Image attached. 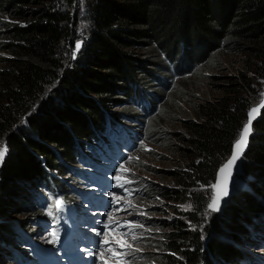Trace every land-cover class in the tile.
I'll list each match as a JSON object with an SVG mask.
<instances>
[{"label": "trees", "instance_id": "trees-1", "mask_svg": "<svg viewBox=\"0 0 264 264\" xmlns=\"http://www.w3.org/2000/svg\"><path fill=\"white\" fill-rule=\"evenodd\" d=\"M77 6V0H0V149H7L0 164L1 241L15 234L7 216L34 207L43 188L62 187L59 176L74 175L89 141L103 139L109 122H134L140 114L133 104L148 95L158 114L143 130L178 161L168 171L175 186L144 195L160 197L177 218L159 225L143 219L158 233L154 250L137 258L233 259L241 237L255 238L263 225L264 110L243 159L241 178L249 182L215 225L224 241L205 240L200 229L209 227L210 186L264 84V0H87L83 18ZM79 19L88 27L72 58ZM221 79L225 84L214 86ZM213 89V99L200 95ZM176 124L182 133L172 131ZM177 138L182 143L174 144ZM185 205L190 212L178 210Z\"/></svg>", "mask_w": 264, "mask_h": 264}, {"label": "rangeland", "instance_id": "rangeland-1", "mask_svg": "<svg viewBox=\"0 0 264 264\" xmlns=\"http://www.w3.org/2000/svg\"><path fill=\"white\" fill-rule=\"evenodd\" d=\"M77 2L79 4V6H77L78 12H81V18H83L87 0H77ZM12 21L14 20L12 19ZM14 23L19 24L18 22ZM87 27V22H85L83 19H79V24L76 29L78 41L75 42V46L77 43H80L81 46L79 50H77L75 47V49L73 50L72 58H74L76 53L81 50L82 39L86 35ZM3 39L5 38L0 37V40ZM0 54L2 53L0 52ZM3 56L8 57L6 53H3ZM230 63V57H226L224 60V64L226 66L225 69H228ZM231 69L232 67H230L228 70ZM224 71L227 73L226 70ZM172 75L174 74L172 73ZM261 82L262 80L260 81V84ZM218 83H221L222 86L225 84V82L221 79L219 82L215 81L214 86H217ZM259 88V97L255 100L252 106L253 108L257 107L264 99V84H262L261 87L259 86ZM214 91L215 89H213L212 91L208 90L205 93H200V95L203 97L211 96L213 99V97L216 95ZM213 94L215 95L213 96ZM145 98L151 100L148 95H145ZM154 103L156 104V102ZM119 110L120 109H116V111ZM140 114H143V112H140ZM157 114V111L154 110V112H152L145 119L141 115L140 117H136V120L149 123ZM126 124L131 126V128L136 133H138L139 138L136 148L132 153L129 154V157L125 161V163L122 164L124 167H119V169H117V175L115 177H118L119 181L129 183V185L127 186L128 191L132 194H125L122 197H118V202H121L122 204L121 206L116 208L115 214L111 215V218H113L114 222L116 223V227L112 230H108V232L101 231V235H99V237L103 239V242L105 240H108V243H106L107 246L98 251L96 255L104 264H151L147 257L145 259L146 261H142V259L137 258V256H146L147 254H150V250H154L155 248L154 245L156 244V239H154V237L155 233H158V229L153 223L159 225V222H170L171 220L176 219L177 216L176 213H173L171 209L172 207H170L171 205H167L165 201L159 199L160 197H157L156 195H150L152 197L147 199V195H143V193L147 192L150 189L153 190L157 186L173 188L175 186V182L169 179L168 171L176 167L178 160L176 156H173L171 153H167L162 148L149 143V140L147 138V135L149 133L143 130V126L140 125V123L126 122ZM176 125L177 126H174L172 128V131L182 133V131L180 130V125ZM179 138L174 139V144L177 145L182 143L179 142ZM92 145L93 143L89 141L88 146ZM179 147L181 146L179 145ZM152 153H157V158H154L153 155H151ZM138 155L140 158H138ZM1 163L2 162H0V164ZM244 165L245 163L243 160V168ZM155 170L157 171L154 173ZM74 172L78 175V177L76 175L70 174H67V176H59V180L63 184V186L59 187V195H55V201L60 200L61 203L67 201L69 205H77L79 208H82L83 199L80 197L79 193L88 191L89 188L87 187L86 182L90 180V177H87L85 172L82 170H74ZM241 176L235 184L234 196L240 194L243 187L246 186V184L249 182V179H245L246 177L241 178ZM62 177L63 179H61ZM73 188H79V191ZM65 191H68V193H66ZM134 193H136V195ZM213 195L214 189H212V191L209 193L210 202ZM260 203L264 206V199L261 200ZM177 207H179V205ZM225 208L221 213L212 212L207 208L208 211L204 216V222H206V226L209 227L206 230L204 227L205 225H203L200 229L201 234H203L205 240L209 241L210 239L212 240L216 237L219 238L217 240H220L222 242L224 241V237H219L217 235L215 231V225L218 224L219 220L222 218V215L226 214ZM190 209L191 208L187 205L178 208V210H180L181 212H190ZM84 212L87 213L86 211ZM43 216H47L44 207L39 206L38 204H34V207L25 209L24 211H21L19 213L18 211L16 212L14 210L9 216L6 217V223H12L14 225L15 234L6 229L5 234H7L8 231L9 239L7 241H1L2 239H0V250L2 251L0 257L4 260V263L2 264H22V261L24 259H27L30 263L38 264L36 263L37 256L35 257L31 251L30 243L37 242L39 244H42V242L49 238L47 231L44 230L42 226L41 221ZM104 218L107 219L109 218V216H105ZM145 218L152 220V226H149V223L142 222V220ZM22 223H26L24 228L20 226L22 225ZM254 226L255 224L252 225V232L254 231ZM190 227L192 230H196L194 226ZM225 233L229 235L232 234L231 231ZM133 236H135L136 239H133ZM226 240L228 242H231L230 239ZM254 240V237H241V241L244 242V244L238 243L236 245V249L238 252L233 257V259L230 258L231 260H226V263H223L217 261L214 258H211V264H248L250 262L257 264L259 260L264 262V249H262L263 247L261 245L257 246V243L254 245L249 244L251 242H254ZM204 242L206 244V241ZM51 248L52 250H55V247L52 246ZM56 256L58 257L57 254ZM202 264H209V262L203 261Z\"/></svg>", "mask_w": 264, "mask_h": 264}, {"label": "snow or ice", "instance_id": "snow-or-ice-1", "mask_svg": "<svg viewBox=\"0 0 264 264\" xmlns=\"http://www.w3.org/2000/svg\"><path fill=\"white\" fill-rule=\"evenodd\" d=\"M80 43L76 44V49L79 50ZM256 112V109H252V111L249 112V120L248 124L244 126V130L241 134L240 140L236 142L235 145V151L232 152L231 156L227 161L219 168V176L216 179V182L212 184L210 187L215 190V194L211 198V202L208 203L207 207L212 212H219L221 210L222 202H226L225 198L229 196L230 194V187L233 183L232 181V175L233 172L236 170L237 167V161L240 159L244 147L246 146V138L250 134V125L252 124L253 119V113ZM7 151L6 147L4 149H0V162L3 161L5 152ZM121 168L124 166L121 164ZM115 179H119L118 177H114ZM118 187H123V185H117ZM61 204L60 200L56 201V205L59 206ZM98 236L101 235L99 231L96 233ZM53 237H55V233H50ZM133 239H136L135 236H133ZM49 243H55L57 242L56 239L49 240ZM104 243H108L107 240L104 241ZM123 246V245H122Z\"/></svg>", "mask_w": 264, "mask_h": 264}, {"label": "water", "instance_id": "water-1", "mask_svg": "<svg viewBox=\"0 0 264 264\" xmlns=\"http://www.w3.org/2000/svg\"><path fill=\"white\" fill-rule=\"evenodd\" d=\"M252 109H256V112L253 113L252 124L250 125L251 131H250V134L246 138V146L244 147L243 153H242L240 159L237 161L236 170L233 172V175H232V178H231L232 181H233V183H232V185L230 187V194H229L228 197L225 198V201L226 202H222L221 210L219 211V213H221L224 210V208L226 207V205L228 204V202L231 200V198L235 194V184H236L237 180H239V178H240V176L242 175V172H243L242 171L243 170L242 169L243 168V159H244V157H245V155H246V153L248 151L249 145H250V140H251L252 134H253V126L258 121V119H259V117L261 115V112L264 109V99H263V102L260 105H258L257 107H254ZM252 109L250 111H252ZM248 120H249V115H248ZM248 120H247V123L245 125L248 124ZM243 130H244V128H243ZM243 130L241 131L240 136L238 137V139L236 140V142L238 140H240L241 134H242ZM236 142H235L234 147H233V152L235 151ZM218 176H219V171L217 172V177ZM214 194H215V190H214Z\"/></svg>", "mask_w": 264, "mask_h": 264}, {"label": "bare ground", "instance_id": "bare-ground-1", "mask_svg": "<svg viewBox=\"0 0 264 264\" xmlns=\"http://www.w3.org/2000/svg\"><path fill=\"white\" fill-rule=\"evenodd\" d=\"M262 102H263V101H262ZM262 102H261V103H262ZM261 103H260V104H261ZM260 104H259V105H260ZM263 110H264V109H263ZM252 135H253V134H252ZM104 178H106V177H104ZM104 178H102V179H104ZM90 180H92L91 177H90ZM31 198H32V197H31ZM45 209H46L49 213H52V212L54 211L53 209L48 208V207H45ZM51 226H53V224H48V225H47V228H50ZM107 241H108V240H107ZM78 262H81V260H79Z\"/></svg>", "mask_w": 264, "mask_h": 264}]
</instances>
